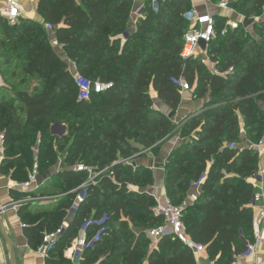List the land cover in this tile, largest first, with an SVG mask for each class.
Wrapping results in <instances>:
<instances>
[{
    "label": "trees",
    "instance_id": "trees-1",
    "mask_svg": "<svg viewBox=\"0 0 264 264\" xmlns=\"http://www.w3.org/2000/svg\"><path fill=\"white\" fill-rule=\"evenodd\" d=\"M227 1L247 20L261 17V23L240 26L210 45L215 69L223 73L232 68L225 77L212 74L201 60L180 57L187 29L182 13L190 9L189 0L163 2L157 13L145 5L144 19L131 31L133 0H41L37 14L43 24L20 18L10 26L0 18L6 40L24 48L22 71L39 82L29 91L13 94L16 101L3 94V89L0 93L4 153L0 173L23 182L34 163L39 171L47 165L41 174L47 173L56 159L49 139L55 113L98 120L90 130L75 131L64 167L56 175L59 182L54 187L62 197L54 206L38 211L22 205L17 210L27 245L36 250L43 235L62 224L74 197L72 191L87 179L75 166L83 164L97 172L106 169L88 188L85 201L45 264H73L64 258V250L85 220L104 214L107 230L93 250L83 252L78 264H195L191 252L169 237L151 247L146 231L163 223L154 216L155 201L147 191L155 179L151 170L132 161L143 150L156 153L175 129L168 116L154 109L149 90L175 112L181 92L171 79H178L183 71L189 86H195L194 96L205 98L206 103L181 124L180 137L188 140L166 160V197L173 205L181 204L188 199L191 183L205 174L199 197L188 203L183 215L188 237L205 247L213 264H232L234 254L246 251L241 232L248 243H254L249 204L255 190L249 179L258 170L259 157L239 147V117L246 140L258 143L264 129V110L256 101L264 92V0ZM217 20L220 28L225 18ZM44 24L53 29L46 31ZM251 32L259 34V41ZM52 36L65 60L54 51ZM120 36L126 37L123 43ZM69 62L79 76L110 88L91 95L89 101L79 100ZM31 129L41 136L36 154L26 135ZM128 185L135 190L129 191ZM10 194L14 200L22 196L14 191ZM98 230V226L89 227L88 238Z\"/></svg>",
    "mask_w": 264,
    "mask_h": 264
},
{
    "label": "built area",
    "instance_id": "built-area-1",
    "mask_svg": "<svg viewBox=\"0 0 264 264\" xmlns=\"http://www.w3.org/2000/svg\"><path fill=\"white\" fill-rule=\"evenodd\" d=\"M169 1L171 0H133L134 5L130 14V21L134 29L138 21L144 19L142 10L145 5H148L153 13H157L159 6L163 2ZM196 1L201 2L202 7H195L193 3L195 4ZM189 2L191 3L190 9L182 13V19L185 21L187 29L182 37L180 57L183 60H201L204 66L210 69L212 74L225 77L226 74L232 72V68H229L227 72L223 73L215 69L209 55L210 45L218 39L226 38L229 32L238 30L240 26L247 28L249 24L255 23V20H260L261 17L252 18L254 21L252 19L247 20L236 12L227 0H189ZM0 3L2 4V15L7 24L10 26L15 25L21 18L19 2L17 0H0ZM262 15L264 16V8ZM217 18H225L220 28ZM44 28L46 31L53 29L49 24H45ZM200 42L205 43L204 48L200 46ZM73 79L78 90V99L81 101H89L91 95H99L110 88L109 84L99 81L92 82L78 74L74 75ZM171 81L180 89L181 93L188 92L191 89L185 79L184 71L178 79H171ZM0 142H2L1 135ZM234 147V143L229 145L230 149ZM245 147L256 152L259 158L264 155V139H261L255 144L249 143ZM75 170L77 172H85L87 179L77 189L72 191L74 197L62 224L54 231L43 235L40 245L35 250L36 255L42 260H46L49 257L50 252L64 235L69 221L85 201L88 188L95 185L99 176L106 172V169L97 172L94 168L86 167L83 164H77ZM205 178L206 175L202 174L198 180L191 183V191L188 199L179 205L171 204L168 199L165 202H161L154 194L149 193L155 201V205L152 208L154 216H159L163 220L160 226L146 231V237L149 239L151 247L156 248L160 240L164 237H169L172 241L180 242L193 256L206 252L204 246L195 243L188 237L183 222L185 209L188 203L196 201L199 197ZM249 181L255 190L249 204L253 212L254 243L250 244L242 238V242L246 246V251L242 255L234 254L233 263L241 256H251L253 257L252 264H263L256 257L255 250L257 243L262 239V234L264 233V167H258L256 174ZM43 185L44 180H41L39 167L34 163L25 181H15L14 187L22 196L16 200H12L9 205L0 208V213L9 209L17 211L22 205H28L31 208L36 207V205L39 207L53 206L62 195L42 197L39 193L43 191ZM106 221V214L102 215L100 219L89 218L85 220L78 228L77 236L72 240L69 247L64 250V258L73 264H78L83 252L86 249L93 250L97 242L102 239L104 232L107 230L105 226ZM91 226H98L99 230L91 238H88V228Z\"/></svg>",
    "mask_w": 264,
    "mask_h": 264
},
{
    "label": "crops",
    "instance_id": "crops-1",
    "mask_svg": "<svg viewBox=\"0 0 264 264\" xmlns=\"http://www.w3.org/2000/svg\"><path fill=\"white\" fill-rule=\"evenodd\" d=\"M20 4L21 9V19H28L36 22H40L43 24V21L39 18L37 14L38 4L41 0H17ZM193 5L195 7H202V3L196 1ZM2 4L0 3V18H2ZM45 25V24H44ZM43 25V26H44ZM129 30H134L132 22L129 21L128 24ZM2 28H0V39H4ZM125 36H120L121 42L123 43L125 40ZM51 45L54 48V51L65 60L64 52L60 46L57 45L54 36L51 38ZM22 70V69H21ZM69 71L72 75H77L75 66L69 62ZM36 78V77H32ZM2 80L0 78V93L2 92ZM29 91V90H25ZM189 92V91H188ZM187 92L181 93V99L178 105L177 110L175 111V115L171 118V121L174 126H177V122L180 120L183 121L200 112L201 106L198 104V101H193V95L186 94ZM150 99L153 101V107L155 110L163 113L165 110V106L158 100L156 93L152 90H149ZM194 99L197 97L194 96ZM206 103V101H205ZM164 114V113H163ZM182 124V123H181ZM180 124V125H181ZM178 128V127H177ZM165 139L160 146L158 147L156 153H152L148 151L146 154V158H138L137 164L140 166H144L145 168L151 170L153 172V176L155 179L154 187L148 190L149 193L154 194L161 202H165L167 200L164 188V167L166 160L170 153L180 146L184 141L188 139H182L180 137V133L177 134L176 129ZM239 129L241 135V143L239 147H244L248 145L250 142L246 140L245 132H244V124L241 117H239ZM264 148V147H263ZM4 157L2 144L0 142V163ZM136 157V156H134ZM264 167V155L259 158V166ZM41 180H44V185L46 187V180L41 176ZM15 181L10 178V176H6L0 173V208L5 207L11 203L12 196L10 191L17 192L15 187ZM16 200V199H15ZM54 206V205H53ZM53 206H47L48 208H52ZM22 224L20 218L18 216L17 211L15 210H6L0 213V264H45V260L39 258L35 250L29 248L27 245L26 239L22 232ZM262 239L257 243L256 247V257L264 264V233L262 234ZM240 238L242 240L245 239L243 233L241 232ZM195 260V264H213L207 255V253H201L196 256H193ZM253 257L251 256H241L235 263L232 264H252ZM143 264H147L144 261Z\"/></svg>",
    "mask_w": 264,
    "mask_h": 264
},
{
    "label": "rangeland",
    "instance_id": "rangeland-1",
    "mask_svg": "<svg viewBox=\"0 0 264 264\" xmlns=\"http://www.w3.org/2000/svg\"><path fill=\"white\" fill-rule=\"evenodd\" d=\"M254 21V19H252ZM261 20H255V24H260ZM251 35L255 37L257 41H259V34L255 32H251ZM23 52L24 48L20 44H13L9 41L4 39H0V78L2 80L3 84V94H7V97H9L12 101H16L14 98V95L16 92L20 90H31L34 85H37L38 79L32 78L27 76L22 70L21 66L23 64ZM195 86H193L189 92L186 94H194ZM14 94V95H13ZM262 98L256 99L258 102V105L262 110H264V92L262 93ZM182 95V94H181ZM193 101H198V104L203 106L201 110L205 106L206 99H194ZM200 110V111H201ZM163 113L166 116H169L171 113L167 108L163 111ZM51 125H50V132L51 135L49 136V139L52 140L53 148L56 152V159L55 163L52 167H50L47 171V173H43L48 168V166H44L40 169V174L45 178L46 180V187L43 185V191L39 193V195H42V197H53L58 196L59 190H57L54 186L57 182H59V179H57L56 175L59 172V170L64 167L63 161L66 149L71 144V140L73 138V135L76 130L78 129H87L90 130L91 126L94 125V123L98 122L96 119L92 118H83V119H73L70 118L67 114L63 113H55L52 118L50 119ZM183 121L177 122L176 126V132L177 134L180 133L181 123ZM90 125V127H88ZM28 140L31 142L33 147V152L36 154L38 149V144L41 141L40 133L37 130L31 129L30 132H26ZM264 139V129H263V137ZM240 145V144H239ZM60 148V149H58ZM142 148L140 147V150ZM148 153V150L141 151L138 155H135L136 157H133L132 160L137 164L138 158H146V154ZM130 161V162H132ZM154 187V185L152 186ZM152 187L148 188L151 189ZM129 191L135 190L133 186L128 185L127 186ZM42 208L45 207H39L36 205L33 209H37L40 211ZM130 228L135 230L132 225H130Z\"/></svg>",
    "mask_w": 264,
    "mask_h": 264
},
{
    "label": "water",
    "instance_id": "water-1",
    "mask_svg": "<svg viewBox=\"0 0 264 264\" xmlns=\"http://www.w3.org/2000/svg\"><path fill=\"white\" fill-rule=\"evenodd\" d=\"M200 46H201L202 48H204L205 43H204V42H200ZM174 115H175V112H171V113L169 114L168 117L171 119Z\"/></svg>",
    "mask_w": 264,
    "mask_h": 264
}]
</instances>
